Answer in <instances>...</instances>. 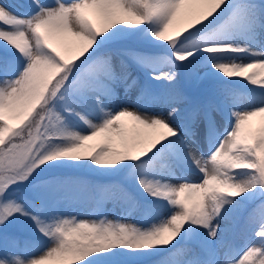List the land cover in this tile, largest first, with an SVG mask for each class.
<instances>
[{
	"label": "rangeland",
	"instance_id": "obj_1",
	"mask_svg": "<svg viewBox=\"0 0 264 264\" xmlns=\"http://www.w3.org/2000/svg\"><path fill=\"white\" fill-rule=\"evenodd\" d=\"M132 1L0 0V142L32 112L61 59L101 50L49 109L47 135L23 148L21 166H84L108 177L125 154L146 155L162 141L166 158L127 176L154 186L157 200L147 204L110 178L86 201L54 193L50 206L0 184V264H28L45 249L62 264L63 237L83 233L133 264L142 249L170 251L153 264H264V202L245 226L237 213L264 187V0L197 9L177 0L174 17L170 0ZM115 40L136 45L103 48ZM121 107L131 113L122 124ZM222 145L226 156L214 159ZM227 191L239 198L224 202Z\"/></svg>",
	"mask_w": 264,
	"mask_h": 264
},
{
	"label": "trees",
	"instance_id": "obj_2",
	"mask_svg": "<svg viewBox=\"0 0 264 264\" xmlns=\"http://www.w3.org/2000/svg\"><path fill=\"white\" fill-rule=\"evenodd\" d=\"M215 17L202 25L195 27L193 32H198L204 27L216 22ZM122 43L136 45L130 40H115L106 44L103 48L117 47ZM164 50L169 49V44L156 46ZM101 50H96L82 58L76 60L61 59L62 66L52 77L49 85L45 88L41 99L37 102L32 112L21 123L10 127L7 136L0 142V184L8 190L23 189L28 192L31 201H37L41 205L45 203L50 206L54 193L66 194L69 198L77 197L79 200L86 201L89 195L96 193V185L106 179H117L124 182L127 194L136 195L144 203L157 200V191L147 180H136L127 178L133 172L142 169L146 172H153L166 161L162 152L165 142L162 141L156 149L148 154L129 156L125 154L117 171L108 177L87 171L84 166L78 169H67L60 165H50L41 169L24 168L17 161L19 153L39 136L45 137V125L49 109L62 97L66 87L78 82L81 74L86 69L89 61L96 58ZM6 59L21 60L16 52L5 50ZM43 185L48 189H42ZM39 187V188H38ZM94 196V195H93ZM221 200L226 203L236 201L239 197L232 191H227L221 195ZM264 202V187L262 192L256 194L254 199L248 200L246 207H240L237 213L240 214V224H245L250 220V215L256 206ZM264 204V203H263ZM1 223V222H0ZM191 226V225H190ZM2 227H5L2 225ZM20 232H22L20 230ZM62 264H116L114 254L121 257L124 264H133L132 258L120 252L118 249L105 245L96 246L93 240L86 241L84 233L80 236L63 237ZM169 250L156 254L151 250L142 249L139 251L138 263L153 264L169 259Z\"/></svg>",
	"mask_w": 264,
	"mask_h": 264
},
{
	"label": "bare ground",
	"instance_id": "obj_3",
	"mask_svg": "<svg viewBox=\"0 0 264 264\" xmlns=\"http://www.w3.org/2000/svg\"><path fill=\"white\" fill-rule=\"evenodd\" d=\"M171 1V3H170V6H169V8H168V11L171 9L172 11H173V13H172V15H173V17L175 16V15H177L178 16V13H176L174 10H173V8H171L173 5H174V7H176L177 5H176V3L178 2L177 0L176 1H174V0H170ZM186 1H188V0H186ZM189 1H193V2H191V3H187L186 5H190V7H192V9L193 8H195V9H197L199 6H201V7H203V6H205V0H189ZM188 1V2H189ZM135 2H136V0H134V1H132V6H134L135 7ZM216 2V0H212V5L214 4ZM185 5V6H186ZM168 6V5H167ZM198 6V7H197ZM138 10H135V14H137L136 16L138 17ZM171 15V16H172ZM83 36V34L82 33H77V38H81ZM258 68V67H257ZM259 68H264V65H261V64H259ZM259 84L262 86V87H264V79H262L261 81H259ZM114 109H116L115 107H114ZM116 113H114V116H117V117H119V122L121 121V124L122 123H124V121L126 120V118H127V116H129L131 113H130V110H128V109H124L123 107H121V109H118V110H116L115 111ZM233 131H234V129H233ZM230 133V132H229ZM228 133V134H229ZM231 134V133H230ZM226 143V142H225ZM225 143H223V144H225ZM224 151V148H223V145L220 147V152H222V153H220V154H218V157H216V158H214V159H220L219 158V156H223L222 158H224L225 156H226V152H223ZM254 245V244H253ZM252 245V246H253ZM251 246V247H252ZM28 264H51V256H50V253H49V251L48 250H42V251H40L38 254H36L35 256H34V258L32 257V259L29 261V263Z\"/></svg>",
	"mask_w": 264,
	"mask_h": 264
}]
</instances>
